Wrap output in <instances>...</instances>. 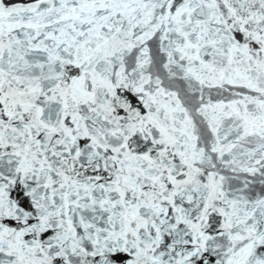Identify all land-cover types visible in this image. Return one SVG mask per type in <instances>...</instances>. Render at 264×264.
I'll return each mask as SVG.
<instances>
[{
    "label": "snow or ice",
    "instance_id": "6c2138e0",
    "mask_svg": "<svg viewBox=\"0 0 264 264\" xmlns=\"http://www.w3.org/2000/svg\"><path fill=\"white\" fill-rule=\"evenodd\" d=\"M0 264H264V0H0Z\"/></svg>",
    "mask_w": 264,
    "mask_h": 264
}]
</instances>
